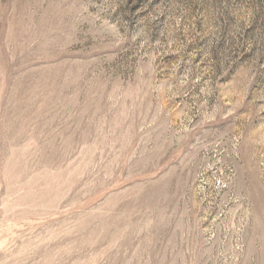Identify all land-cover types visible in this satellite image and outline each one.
Instances as JSON below:
<instances>
[{
    "label": "rangeland",
    "instance_id": "1",
    "mask_svg": "<svg viewBox=\"0 0 264 264\" xmlns=\"http://www.w3.org/2000/svg\"><path fill=\"white\" fill-rule=\"evenodd\" d=\"M0 264H264V0H0Z\"/></svg>",
    "mask_w": 264,
    "mask_h": 264
}]
</instances>
